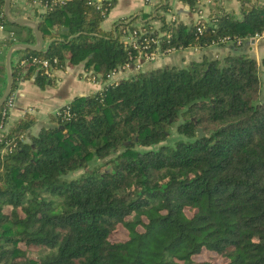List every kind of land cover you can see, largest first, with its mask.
Returning a JSON list of instances; mask_svg holds the SVG:
<instances>
[{
    "label": "trees",
    "instance_id": "16d2710c",
    "mask_svg": "<svg viewBox=\"0 0 264 264\" xmlns=\"http://www.w3.org/2000/svg\"><path fill=\"white\" fill-rule=\"evenodd\" d=\"M113 1L55 3L37 21L42 48L14 50L26 59L10 64V91L22 79L55 83L30 56L60 70L81 63L102 85L35 129L25 110L0 138V264H264V56L258 64L233 49L104 82L135 54L121 33L138 14L101 26ZM239 2L238 17L215 7L200 32L202 21H166L167 0L140 18L160 51L226 40L240 48L264 30V3ZM3 4L4 29L33 42ZM8 11L19 14L13 0ZM11 43L0 40V93ZM172 126L179 137L166 142ZM203 250L208 258L196 259Z\"/></svg>",
    "mask_w": 264,
    "mask_h": 264
},
{
    "label": "crops",
    "instance_id": "0c3cea01",
    "mask_svg": "<svg viewBox=\"0 0 264 264\" xmlns=\"http://www.w3.org/2000/svg\"><path fill=\"white\" fill-rule=\"evenodd\" d=\"M29 5V0H23ZM160 0H114L107 13L104 15L101 26L109 29L112 22L120 18L138 14L131 20L130 25L140 21L142 12L153 11L154 6ZM168 9L164 12L166 21L181 20L189 23L198 19L207 21L211 12H216V8H221L239 16V0H196L195 8L190 9L181 0H167ZM264 3V0H258ZM19 14L24 15V10L20 4L16 3ZM128 17L127 19H130ZM152 25L157 27L159 20H152ZM4 32H0V40L4 39ZM7 49V48H6ZM5 49V51H6ZM240 49L246 51L254 57L259 64V59L264 56V35L259 37H249L242 43L240 48L235 47L231 41L226 40L221 44L209 43L205 46H188L183 48L170 49L168 51H158L151 59L142 61L140 69H150L164 64H174L183 66L191 60H199L202 56L221 58L225 53ZM3 54V65L4 55ZM21 53L11 51L9 54V66L20 58ZM262 68V67H261ZM82 64L66 67L64 70L55 69L53 75L56 76L55 83L39 88L32 79H22L17 82L14 88V104L9 109L7 124L19 117L25 110L31 111L36 117V125L47 124V113L54 108L69 101L76 95H86L98 89L102 82L84 77ZM263 77V72H262Z\"/></svg>",
    "mask_w": 264,
    "mask_h": 264
},
{
    "label": "built area",
    "instance_id": "2783aa9c",
    "mask_svg": "<svg viewBox=\"0 0 264 264\" xmlns=\"http://www.w3.org/2000/svg\"><path fill=\"white\" fill-rule=\"evenodd\" d=\"M15 3L21 5V7L26 10L24 13L25 17L34 20L37 22L41 18V13L45 10L51 8L55 3L63 2L64 0H29V5H26L23 0H13ZM89 2H97L96 6L99 5L98 0H89ZM156 20V19H154ZM200 22L196 26V31L200 32L203 26V20L198 19L196 22ZM155 28V26H154ZM149 31V32H148ZM152 30H147L142 25V19L140 21L133 23L131 25H126L122 28L121 39L124 44L131 49H134L135 54L133 56L129 55V59L121 64L118 68L112 69L108 74L107 78L104 82L115 81L122 76L130 75L137 70L140 69L142 61L151 59L154 55L158 53V38L156 35L150 34ZM0 32H4V38H8L12 40V43L17 42L14 33L11 30H5L3 24L0 19ZM264 35V30L260 33H255L251 37H259ZM237 40L236 42H238ZM11 43V44H12ZM153 44V47L151 46ZM170 50L169 48L165 49V51ZM32 61L39 62L40 66L43 69V72L48 75H53L54 70L56 69L48 59L46 58H37L36 56H30ZM25 57L18 58V63L22 64L25 61ZM55 61V58L52 59ZM14 104V89L9 91V93L5 96L0 109V138L6 132L7 129V115L9 109ZM66 113V112H65ZM12 146V144L10 145ZM8 145V147L10 148Z\"/></svg>",
    "mask_w": 264,
    "mask_h": 264
},
{
    "label": "water",
    "instance_id": "95a60500",
    "mask_svg": "<svg viewBox=\"0 0 264 264\" xmlns=\"http://www.w3.org/2000/svg\"><path fill=\"white\" fill-rule=\"evenodd\" d=\"M10 0H4L3 4V13L6 17V19L10 22H14L17 24H23V25H28L30 26L31 32L34 36V41L33 42H21L17 41L12 44H10L4 55V69H5V85L0 93V105L2 104L5 96L9 93L10 88H11V82H12V77H11V70L9 66V54L11 51L19 48H29L32 50H40L42 48V38L40 35V32L38 30V25L37 22H35L32 19H29L28 17L22 16V15H11L8 11V4ZM198 135L201 134V128H197Z\"/></svg>",
    "mask_w": 264,
    "mask_h": 264
},
{
    "label": "rangeland",
    "instance_id": "374dc122",
    "mask_svg": "<svg viewBox=\"0 0 264 264\" xmlns=\"http://www.w3.org/2000/svg\"><path fill=\"white\" fill-rule=\"evenodd\" d=\"M259 67L261 69V66H259ZM3 87H4V85H3ZM261 94H262V96H264V93L263 92H261ZM177 137H179V134H177L174 131V127L172 126L171 133L166 137V139L164 141H166V142H172V140L175 139V138H177ZM77 172L78 171H76L75 173H77ZM209 254H210V252L203 250L201 253H199V254L196 255V259H206V258H208Z\"/></svg>",
    "mask_w": 264,
    "mask_h": 264
}]
</instances>
